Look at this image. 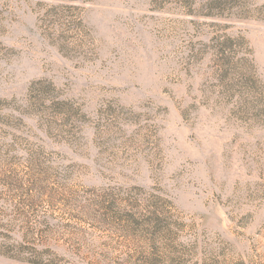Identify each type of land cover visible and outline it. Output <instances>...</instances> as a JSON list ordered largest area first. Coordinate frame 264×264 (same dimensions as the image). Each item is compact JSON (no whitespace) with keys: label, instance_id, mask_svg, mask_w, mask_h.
Wrapping results in <instances>:
<instances>
[{"label":"rangeland","instance_id":"rangeland-1","mask_svg":"<svg viewBox=\"0 0 264 264\" xmlns=\"http://www.w3.org/2000/svg\"><path fill=\"white\" fill-rule=\"evenodd\" d=\"M0 264H264V0H0Z\"/></svg>","mask_w":264,"mask_h":264}]
</instances>
